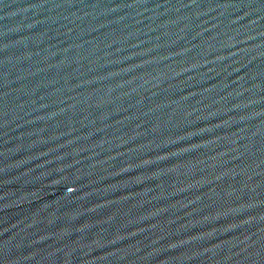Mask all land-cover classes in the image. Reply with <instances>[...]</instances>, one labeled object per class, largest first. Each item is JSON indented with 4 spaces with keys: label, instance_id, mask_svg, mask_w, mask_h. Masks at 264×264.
<instances>
[{
    "label": "water",
    "instance_id": "water-1",
    "mask_svg": "<svg viewBox=\"0 0 264 264\" xmlns=\"http://www.w3.org/2000/svg\"><path fill=\"white\" fill-rule=\"evenodd\" d=\"M0 264H264V0H0Z\"/></svg>",
    "mask_w": 264,
    "mask_h": 264
}]
</instances>
